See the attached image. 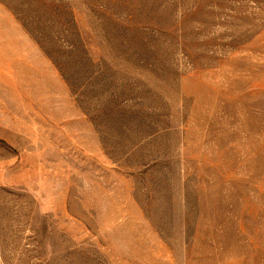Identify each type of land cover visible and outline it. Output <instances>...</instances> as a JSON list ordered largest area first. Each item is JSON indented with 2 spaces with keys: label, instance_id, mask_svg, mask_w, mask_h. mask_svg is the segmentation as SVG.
Instances as JSON below:
<instances>
[{
  "label": "rangeland",
  "instance_id": "obj_1",
  "mask_svg": "<svg viewBox=\"0 0 264 264\" xmlns=\"http://www.w3.org/2000/svg\"><path fill=\"white\" fill-rule=\"evenodd\" d=\"M0 264H264V0H0Z\"/></svg>",
  "mask_w": 264,
  "mask_h": 264
}]
</instances>
